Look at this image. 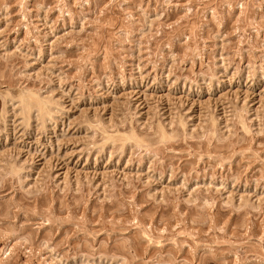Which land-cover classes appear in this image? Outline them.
<instances>
[{
	"label": "rangeland",
	"instance_id": "obj_1",
	"mask_svg": "<svg viewBox=\"0 0 264 264\" xmlns=\"http://www.w3.org/2000/svg\"><path fill=\"white\" fill-rule=\"evenodd\" d=\"M0 264H264V0H0Z\"/></svg>",
	"mask_w": 264,
	"mask_h": 264
},
{
	"label": "bare ground",
	"instance_id": "obj_2",
	"mask_svg": "<svg viewBox=\"0 0 264 264\" xmlns=\"http://www.w3.org/2000/svg\"><path fill=\"white\" fill-rule=\"evenodd\" d=\"M39 103V102H38ZM32 105V104H31ZM27 106V105H26ZM25 108V107H24ZM27 112V111H26Z\"/></svg>",
	"mask_w": 264,
	"mask_h": 264
}]
</instances>
